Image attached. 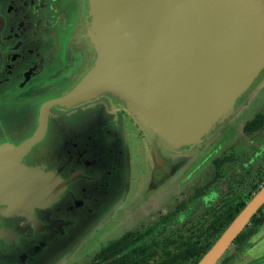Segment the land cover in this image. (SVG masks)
Wrapping results in <instances>:
<instances>
[{
  "label": "water",
  "instance_id": "1",
  "mask_svg": "<svg viewBox=\"0 0 264 264\" xmlns=\"http://www.w3.org/2000/svg\"><path fill=\"white\" fill-rule=\"evenodd\" d=\"M263 12L264 0H0V264L76 263L116 233L140 187L137 133L166 160L233 140L262 104L264 45L243 57ZM263 204L264 185L196 264H214ZM231 261L264 264V225Z\"/></svg>",
  "mask_w": 264,
  "mask_h": 264
},
{
  "label": "flooded vegetation",
  "instance_id": "2",
  "mask_svg": "<svg viewBox=\"0 0 264 264\" xmlns=\"http://www.w3.org/2000/svg\"><path fill=\"white\" fill-rule=\"evenodd\" d=\"M255 116L253 125L246 128L247 122L241 128L239 138L224 146L203 143L192 158L169 161L145 146L131 153L138 160L131 180L140 187L122 212L125 223L107 242L123 237L122 254L132 264L181 261L182 256L188 257L184 264H196L247 202L239 188L244 175L250 176L249 198L264 185V103L251 120ZM263 225L264 204L214 264H231Z\"/></svg>",
  "mask_w": 264,
  "mask_h": 264
},
{
  "label": "rangeland",
  "instance_id": "3",
  "mask_svg": "<svg viewBox=\"0 0 264 264\" xmlns=\"http://www.w3.org/2000/svg\"><path fill=\"white\" fill-rule=\"evenodd\" d=\"M263 85H264V83H263ZM264 87L262 86V89H260L259 90V92L257 93V94H254L253 95V98H255V103H258V102H260V104H261V106L263 105V103H264ZM255 103H251V105L253 106V104H255ZM260 106V105H259ZM261 109V107H259L258 109H257V111L258 110H260ZM124 120H125V122L127 123V125H130L131 124V120L127 117V115L125 114L124 115ZM240 130L241 129H239L238 130V132L236 133V135L233 137V140H235L236 138H239L240 136H241V134H240ZM136 139H138V140H141V145H140V148H142L143 149V144H142V141H143V138L141 139V137H140V135H139V133H137V135H136ZM233 140H230L229 142H232ZM228 142V143H229ZM204 142H198L197 144H195V145H192V148H191V150L187 153V158H192V157H190L191 156V154H193V155H195V153H198V151H200V149H199V147H202V146H204L205 144H203ZM211 143V146H217L218 144L219 145H221V146H224L225 144H220L221 142L220 141H212V142H210ZM207 144V143H206ZM214 146V147H215ZM142 149H140V151L142 150ZM151 149H152V146H149V145H146V150L148 151H151ZM158 151H156V152H159V153H165L166 151H164L163 149H162V147H161V145H159L158 146ZM181 157V158H184L185 156H184V154L183 153H180V152H173V153H171L170 155H167L166 156V158H169V159H176V157L178 158V157ZM137 161V163H138V160H136ZM169 161H172V160H169ZM169 161H167V162H169ZM133 163H135V161H133ZM133 167H134V165L132 166V170H133V175L135 174V172H137L136 170H134L133 169ZM134 177V176H133ZM134 181H137V177H135V180ZM139 181L141 182V180L139 179ZM249 181H250V176H248V174H246V175H244V178L242 179V185L239 187V188H241V197H242V199L243 200H249L250 198H249V196H250V189H249ZM173 192H176V191H173ZM173 192H170V194H172ZM249 198V199H248ZM108 237V236H107ZM105 238V241L104 242H102V243H100L99 244V246L102 244H104L105 242H107L108 240H110L111 239V236L109 237V238ZM98 246V247H99ZM98 247H96V248H98ZM96 248H94L92 251H89V252H87V253H84L78 260H77V262L76 263H72V264H81V263H83V262H85V261H88V259L92 256V252H94L95 251V249ZM86 255H88V256H86ZM86 256V258L85 259H83L84 257Z\"/></svg>",
  "mask_w": 264,
  "mask_h": 264
},
{
  "label": "trees",
  "instance_id": "4",
  "mask_svg": "<svg viewBox=\"0 0 264 264\" xmlns=\"http://www.w3.org/2000/svg\"><path fill=\"white\" fill-rule=\"evenodd\" d=\"M257 117L258 116H255L252 120H250L246 124V128L253 125L254 121H256L258 119ZM123 242H124L123 237L120 239H116L114 241L107 242L104 246H102L98 249V251L95 253V255L91 258V260L87 261V263L88 264H132V263H130V260L122 254ZM246 242H245V244H246ZM178 257L179 256H177V258ZM180 259H182V260L177 261V259L175 260V258H174L173 261L167 262V263L162 262V264H184V263H186V260L188 259V257L182 256Z\"/></svg>",
  "mask_w": 264,
  "mask_h": 264
},
{
  "label": "bare ground",
  "instance_id": "5",
  "mask_svg": "<svg viewBox=\"0 0 264 264\" xmlns=\"http://www.w3.org/2000/svg\"><path fill=\"white\" fill-rule=\"evenodd\" d=\"M241 7H238L237 9H234L230 14H228L227 15V18H226V27L228 28V29H233L234 28V20H236V19H238L239 17H242V16H244V14L246 13L244 10H241L240 9ZM263 14H264V12H263ZM263 18V16H260L259 17V19H262ZM249 36L250 35H248V38H249ZM246 39V41H247V43L249 42V41H251L253 44V46H249L247 49H246V51H245V54H244V57H243V59H245L246 57H248V56H250V55H253V54H255V53H257V52H259V50H258V46H259V44H261V46H263L264 45V34H262V36H261V38L258 40H249V39ZM245 40V36H243V37H241V38H239L238 40H237V42H235V43H232L231 44V46L232 45H234V44H236V45H240V44H242L243 43V41ZM250 42V43H251ZM260 42V43H259ZM227 46H225V49L227 50ZM262 51H263V49L261 50V53H262ZM232 56H234L233 54H231ZM217 60V59H216ZM218 60L219 61H221L222 60V56H220L219 58H218Z\"/></svg>",
  "mask_w": 264,
  "mask_h": 264
}]
</instances>
